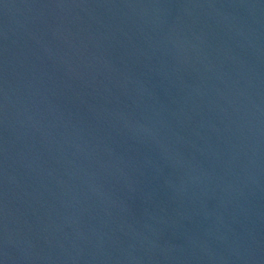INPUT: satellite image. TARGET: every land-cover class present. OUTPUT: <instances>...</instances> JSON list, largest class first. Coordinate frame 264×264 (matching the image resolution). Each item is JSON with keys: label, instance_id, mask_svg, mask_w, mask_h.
<instances>
[{"label": "water", "instance_id": "95a60500", "mask_svg": "<svg viewBox=\"0 0 264 264\" xmlns=\"http://www.w3.org/2000/svg\"><path fill=\"white\" fill-rule=\"evenodd\" d=\"M0 264H264V0H0Z\"/></svg>", "mask_w": 264, "mask_h": 264}]
</instances>
